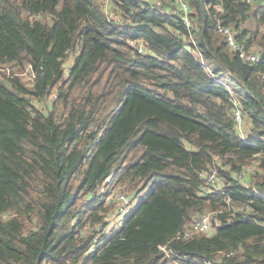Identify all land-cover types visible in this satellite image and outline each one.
Instances as JSON below:
<instances>
[{"label":"trees","instance_id":"obj_1","mask_svg":"<svg viewBox=\"0 0 264 264\" xmlns=\"http://www.w3.org/2000/svg\"><path fill=\"white\" fill-rule=\"evenodd\" d=\"M161 1L0 0V264H264V0Z\"/></svg>","mask_w":264,"mask_h":264},{"label":"built area","instance_id":"obj_2","mask_svg":"<svg viewBox=\"0 0 264 264\" xmlns=\"http://www.w3.org/2000/svg\"><path fill=\"white\" fill-rule=\"evenodd\" d=\"M144 1L151 3L156 7H161L162 5L161 0H144ZM174 1H175V12L178 14L186 30L190 32L193 25L192 19L190 17V13H191L190 2L188 0H174ZM208 8L209 6H206V9ZM214 9L216 12L222 11L220 6H214ZM215 29L217 33L223 37L227 48L231 52L236 53L242 61L246 63H255L259 61V58L255 53L249 50H245L236 41L234 32L231 30V28L227 26H223L221 23H217ZM189 39L192 45L195 46L196 44L191 34L189 36ZM132 44L136 48L137 53L144 52V46L140 41H134L132 42ZM12 70H15V68L13 67L9 69L7 66L0 68V71H4L7 74H9L10 71ZM15 75H17L27 83H30L34 78L33 74L31 73V68L29 65H25L24 70L21 72H16ZM262 77L264 78V72L262 73ZM54 96L55 95H53L52 97ZM52 97L50 98V100H48L49 104L52 100ZM233 106H234V112L232 118L235 124V131L237 132L241 140L246 142L248 134L245 129L244 121H243L244 113L240 106V100L237 96H233ZM247 171L250 172V170ZM246 174L248 173L246 172ZM202 177L205 179L208 185L214 184L216 178V169L211 168L207 173H204ZM110 179H111L110 176L107 177L105 179V184L108 183ZM112 198L116 203V209L114 213L110 214V216L106 220L108 225L109 222H111L110 225L114 226L121 223L126 218V216L132 211L136 200L131 199L127 194L123 193L121 190L118 189L114 191ZM211 224H212L211 215L209 213L203 214L193 222L189 230L186 231L185 236L189 237L192 234L206 233L210 230ZM160 249L166 251L165 247H160Z\"/></svg>","mask_w":264,"mask_h":264},{"label":"rangeland","instance_id":"obj_3","mask_svg":"<svg viewBox=\"0 0 264 264\" xmlns=\"http://www.w3.org/2000/svg\"><path fill=\"white\" fill-rule=\"evenodd\" d=\"M205 9H206V7H205ZM246 129H247V126H246ZM248 129H249V127H248ZM248 129H247V133H248ZM115 189H116V188H115ZM115 189H114V190H115ZM117 189H118V188H117ZM123 193L127 194L125 191H123ZM115 205H116V203H115ZM110 224H111V222H109V225H107V228H108L109 226H111Z\"/></svg>","mask_w":264,"mask_h":264},{"label":"water","instance_id":"obj_4","mask_svg":"<svg viewBox=\"0 0 264 264\" xmlns=\"http://www.w3.org/2000/svg\"><path fill=\"white\" fill-rule=\"evenodd\" d=\"M212 225H214V221L212 220Z\"/></svg>","mask_w":264,"mask_h":264}]
</instances>
